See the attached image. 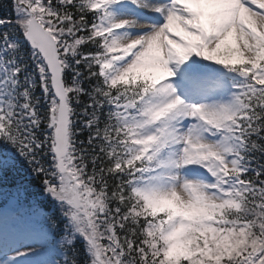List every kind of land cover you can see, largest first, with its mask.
<instances>
[{
  "label": "snow or ice",
  "instance_id": "snow-or-ice-1",
  "mask_svg": "<svg viewBox=\"0 0 264 264\" xmlns=\"http://www.w3.org/2000/svg\"><path fill=\"white\" fill-rule=\"evenodd\" d=\"M0 264H264V0H0Z\"/></svg>",
  "mask_w": 264,
  "mask_h": 264
}]
</instances>
